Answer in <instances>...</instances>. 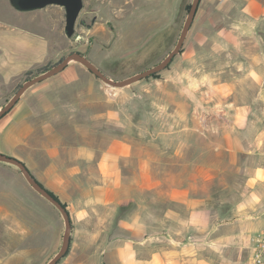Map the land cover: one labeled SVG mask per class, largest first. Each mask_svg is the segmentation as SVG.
Returning <instances> with one entry per match:
<instances>
[{"label":"crops","instance_id":"1","mask_svg":"<svg viewBox=\"0 0 264 264\" xmlns=\"http://www.w3.org/2000/svg\"><path fill=\"white\" fill-rule=\"evenodd\" d=\"M208 2L214 15L234 9ZM243 2L249 16L208 34L224 45L185 48L145 102L130 105L129 89L110 97L71 62L0 120V153L24 164L68 213L71 246L58 264H204L201 249L210 245L220 247L221 264H251L250 237L264 227V167L243 163L259 139L249 130L254 110L264 118V57L252 43L261 4ZM45 14L57 34L59 19ZM220 51L238 59L218 62ZM59 54L52 39L21 54L0 44V77L16 86ZM1 197L13 200L0 204V264L33 261L36 248L46 256L47 245L29 238L42 224L34 209Z\"/></svg>","mask_w":264,"mask_h":264},{"label":"rangeland","instance_id":"2","mask_svg":"<svg viewBox=\"0 0 264 264\" xmlns=\"http://www.w3.org/2000/svg\"><path fill=\"white\" fill-rule=\"evenodd\" d=\"M192 1L82 0V9L75 23V33L69 39L64 33L65 22L63 8L51 5L40 10L18 11L11 5L10 0H0V44L8 46L11 50L17 49L21 54L24 51H30L35 43L43 39H52L55 49L60 54L51 64L57 63L62 57L70 53L77 52L94 63L106 77L118 81L152 68L159 64L174 49ZM228 1H232L234 9L231 11L226 7L223 8V11L227 15L231 14L232 17L230 15L223 17V12L214 15L212 13L213 6L209 5L208 0L199 1L193 22L180 52L173 57L164 70L157 73V78H145L123 88L110 87L100 80L104 87L112 92L110 97H115V94L113 95L114 92L129 89L130 105L134 104V101L136 103L145 102V95L149 96L153 94L155 84L161 78L162 73L177 62L181 52L185 48L188 49V52L193 53L198 46H203L204 48H209L211 45L223 46L222 39L218 38L217 43L211 42V40L215 39H210L208 34L231 28L233 25L237 26V21L244 20L245 15L249 16L246 12V4L243 2L245 0ZM255 1L259 5L261 4V6L258 9L259 18L253 24V27L260 33V36L252 39V43L259 46L260 54L264 57V0ZM225 2L226 0H218L219 7L222 8ZM198 8H201L199 10L200 12ZM257 8L255 12H258ZM46 12L53 19H59L57 34L54 32L51 33L48 29V25L52 23V26H54V22L49 21L46 17L47 14L45 16L43 15ZM212 20H216V22L214 23ZM3 26L5 29L1 28ZM215 58L218 62L238 59V57L236 59L233 55L228 58L221 51ZM36 75L34 73L29 78H33ZM24 80L25 75L16 86H9L0 77V107H3L11 99L18 90L17 86L21 85ZM138 85H144V87L142 89L131 88L137 87ZM250 91L254 93L253 88ZM22 95L21 97H24ZM22 99L24 100V98ZM18 101L0 117V120L10 113ZM246 106L252 109L250 102H247ZM259 108L261 107L259 106ZM256 113L258 112L254 110V117L252 116V118H254L255 123L253 126H250L249 130L252 131L251 137L253 139L256 136L259 139H254L253 141L254 146L252 150L255 154H252L249 160L245 159L243 163L244 166L246 163L251 168H254V166L260 167V165L264 167V118L262 119ZM1 194L4 196H13L15 199L17 198V204L19 206L34 209L35 220L40 221L42 224L35 229L34 238L31 235L29 238H32L35 244L42 243L48 247L46 256L42 254L41 249L36 248L33 261L22 262L20 260L17 264H47L61 247L64 233V220L60 212L28 185L17 167L5 163H0V204H5L13 200V198L7 199L9 197H1ZM259 221L264 223L262 215H260ZM31 226V231L29 230L30 234L33 232ZM4 233L5 231L0 221V235L4 237ZM72 233L73 230L71 229L69 251ZM32 239H30L31 246L33 245ZM17 249L20 252L22 246H18ZM219 249L220 247L214 245L203 247L201 253L204 264H206V261L209 264H221L216 257L221 253ZM235 253L239 254L238 252H233V254ZM240 255L244 260L249 261V252L246 246L242 247Z\"/></svg>","mask_w":264,"mask_h":264},{"label":"water","instance_id":"3","mask_svg":"<svg viewBox=\"0 0 264 264\" xmlns=\"http://www.w3.org/2000/svg\"><path fill=\"white\" fill-rule=\"evenodd\" d=\"M200 0H193L187 18L182 27L181 33L177 40V43L174 49L167 54V56L157 65L152 68L146 69L136 75L127 77L122 80H112L106 77L102 71L92 63L84 55L73 52L63 57V59L56 63L53 67L47 70L45 73H41L33 78L23 81L18 90L14 93L11 99L3 106L0 107V117H2L21 97V95L31 86L40 83L46 79H49L57 74H59L67 64L71 62H76L85 67L90 73L95 77L101 80L104 84L113 87V88H123L129 86L133 83H136L142 79L150 77L153 74H156L164 70L173 59L175 55L180 52V49L183 45L185 37L188 33V30L193 22L198 4ZM11 5L18 11H34L40 10L47 6H58L64 10V33L67 38H72L75 33V23L78 18V15L82 9V0H10ZM0 163H5L13 165L18 168L28 185L41 197L46 199L49 203L52 204L61 214L64 220V233L62 237V243L57 254L47 263V264H56L66 253L69 245V236L71 230V223L66 212V209L61 205L60 202L56 201L29 173L24 164L13 157L6 156L0 153Z\"/></svg>","mask_w":264,"mask_h":264},{"label":"built area","instance_id":"4","mask_svg":"<svg viewBox=\"0 0 264 264\" xmlns=\"http://www.w3.org/2000/svg\"><path fill=\"white\" fill-rule=\"evenodd\" d=\"M249 244L251 264H264V227L250 237Z\"/></svg>","mask_w":264,"mask_h":264},{"label":"trees","instance_id":"5","mask_svg":"<svg viewBox=\"0 0 264 264\" xmlns=\"http://www.w3.org/2000/svg\"><path fill=\"white\" fill-rule=\"evenodd\" d=\"M187 9H188V7H187ZM63 59V57L58 61V62H60L61 60ZM57 62V63H58ZM56 64V63H55ZM55 64H48V65H45V66H42V67H40V68H37V69H35V70H30V71H27L26 73H25V80H27V79H30L29 77L32 75V74H34V73H36L37 75H39V74H41V73H43V72H46L47 70H49L51 67H53ZM36 75V76H37ZM151 78H157V73L156 74H153V75H151L150 76ZM97 78V77H96ZM149 77H147V79H148ZM24 80V81H25ZM21 85H18L17 86V88H19ZM48 192V191H47ZM56 201H58V199L52 194V193H50V192H48ZM59 202V201H58ZM62 205V204H61ZM64 208H65V206L64 205H62ZM68 251H69V245H68V249H67V251H66V253H65V255L62 257V258H64L67 254H68ZM59 262V261H58ZM57 262V263H58ZM56 263V264H57Z\"/></svg>","mask_w":264,"mask_h":264},{"label":"flooded vegetation","instance_id":"6","mask_svg":"<svg viewBox=\"0 0 264 264\" xmlns=\"http://www.w3.org/2000/svg\"><path fill=\"white\" fill-rule=\"evenodd\" d=\"M83 3V2H82ZM83 5V4H82Z\"/></svg>","mask_w":264,"mask_h":264}]
</instances>
